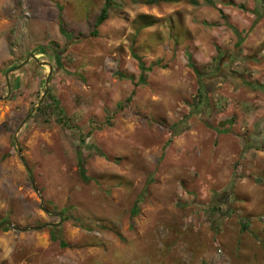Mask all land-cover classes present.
Instances as JSON below:
<instances>
[{
	"label": "rangeland",
	"instance_id": "1",
	"mask_svg": "<svg viewBox=\"0 0 264 264\" xmlns=\"http://www.w3.org/2000/svg\"><path fill=\"white\" fill-rule=\"evenodd\" d=\"M106 1L0 0V264H264V0Z\"/></svg>",
	"mask_w": 264,
	"mask_h": 264
},
{
	"label": "trees",
	"instance_id": "2",
	"mask_svg": "<svg viewBox=\"0 0 264 264\" xmlns=\"http://www.w3.org/2000/svg\"><path fill=\"white\" fill-rule=\"evenodd\" d=\"M109 0L106 1V3L104 4V6L101 8L100 10V13L98 15V17L96 18V22H95V26H99L103 23V21L107 18V14H108V2ZM60 32H62V29L61 27L59 28ZM96 31L94 30V32L92 33V35H95ZM139 68L141 70V75H140V83L144 82L145 81V73L147 71H149V68H146L143 64V62H141V60H139ZM55 105L56 107H58V102L55 101ZM58 113H62V109L58 108ZM262 148H264V146H262ZM77 166H78V171H79V174L81 176H83L85 174V168H84V164H83V160L81 158V156L78 155V159H77ZM137 205H138V199L135 201L134 205H133V208L131 210V214L132 215H135L137 213ZM58 233H56V231H53L52 234H51V239L52 240H56L58 241L59 245L61 247H65L66 246V243L64 242V240L62 239V237L60 235H57Z\"/></svg>",
	"mask_w": 264,
	"mask_h": 264
},
{
	"label": "water",
	"instance_id": "3",
	"mask_svg": "<svg viewBox=\"0 0 264 264\" xmlns=\"http://www.w3.org/2000/svg\"><path fill=\"white\" fill-rule=\"evenodd\" d=\"M27 61H28V59H26L22 64H20V65L16 66L15 68H13V70L20 68L21 66H23L24 64H26ZM45 83H46V85L48 84V78L46 79ZM46 90H47V89H45V93H46ZM8 93H9V87H8ZM44 95H45V94H44ZM43 97H44V96H43ZM0 99H3V97H0ZM32 185H33V188H34L35 192L38 193V191L35 189L33 183H32ZM40 201L42 202V198H40ZM44 211L47 212L46 209H44ZM59 215L61 216L62 214L59 213ZM59 224H60V223H58V224H52V225H59ZM46 226H49V225H46ZM50 226H51V225H50ZM4 227H8V228H10V229H12V230H16V231H25V229L20 228L19 226L13 224L10 220H4V221H2V222L0 223V229H2V228H4Z\"/></svg>",
	"mask_w": 264,
	"mask_h": 264
}]
</instances>
